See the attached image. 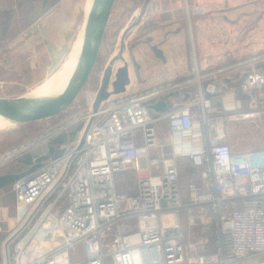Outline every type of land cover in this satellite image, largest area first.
I'll return each instance as SVG.
<instances>
[{
	"label": "built area",
	"instance_id": "built-area-1",
	"mask_svg": "<svg viewBox=\"0 0 264 264\" xmlns=\"http://www.w3.org/2000/svg\"><path fill=\"white\" fill-rule=\"evenodd\" d=\"M261 60L264 53L240 63L250 64L240 84L247 106L215 108L212 96L228 85L209 73L203 87L195 59L197 93L186 103L171 98L187 80L112 95L96 112L95 92L89 109L46 132L48 140L80 126L58 144L61 153L13 184L15 216L0 210V234H8L2 264H264V144L242 150L228 139L230 125L264 116ZM169 98L166 111L151 107ZM36 143L1 156L0 168ZM181 158L192 168L186 181ZM132 171L146 175L120 193L115 174ZM48 216L49 242L29 248Z\"/></svg>",
	"mask_w": 264,
	"mask_h": 264
},
{
	"label": "crops",
	"instance_id": "crops-1",
	"mask_svg": "<svg viewBox=\"0 0 264 264\" xmlns=\"http://www.w3.org/2000/svg\"><path fill=\"white\" fill-rule=\"evenodd\" d=\"M246 2L187 0L189 8L194 9L198 30L196 40L191 16V22H186V0H151L141 24L145 27L146 23L147 28L142 29H147L155 43L165 41L161 47L167 62L156 59L149 52L152 64L146 63V49L138 48L135 54L137 61L142 64L140 76L136 75L132 79L125 92L187 80L190 83L182 89L178 88L171 98L178 103H186L197 93V85L192 84L193 58L206 76L203 87L212 80L209 73H216L218 83L226 82L228 85L226 93L212 96L215 108L238 101L247 106L248 99L241 93L240 84L250 71V64L240 63L250 61L264 51L257 49L256 44L246 43L245 38L239 41L240 35L235 40L231 35L247 20V16H234L238 7L252 4ZM83 8L82 0H0V81L22 91V88L30 89L58 71L80 37L85 13V10L81 13ZM207 11L213 13V16H203ZM232 43L237 46H231ZM246 44H251L247 48H256L253 49L255 51L244 53ZM259 62H255L256 67L261 68ZM171 99L167 100L168 106L172 103ZM50 145L47 146V153H41L42 156L49 154ZM31 154L34 158L40 156ZM179 163L181 177L186 181L192 176V168L185 158H181ZM8 187H0V210L4 216L11 218L16 213V201L12 185ZM7 236L0 234V262L1 249Z\"/></svg>",
	"mask_w": 264,
	"mask_h": 264
},
{
	"label": "rangeland",
	"instance_id": "rangeland-1",
	"mask_svg": "<svg viewBox=\"0 0 264 264\" xmlns=\"http://www.w3.org/2000/svg\"><path fill=\"white\" fill-rule=\"evenodd\" d=\"M242 1H247L246 3L251 2L252 4L246 5L245 7L244 6L238 7V10H236L238 12H236L234 16H239V17L247 16L246 18L247 20H245L244 24H242L240 28L237 27L234 33L232 32L231 35L233 37V40L237 38V35H240V37L238 38L239 41L242 42V40L245 38L246 43L251 42V44L253 43V45L256 44L257 49L259 48L263 49L261 50L262 52L264 51V0H242ZM143 2L144 0H118L115 12L113 14V19L109 25L104 43L102 45L101 52L94 65L93 78L96 77L97 79L98 77L97 81L95 80L96 81L95 82L92 78V81L90 82V84L81 93V95L77 98V100L73 103V105L69 109H67L65 112L61 113L60 115L56 117L29 123V124H23V125L11 127V128H1L0 129V157L3 155H6L9 151H12L14 148L19 147L22 144H29V143H35V142L37 143L33 145L27 152L20 155V158L26 155L27 153H33L35 156L36 155L42 156L41 153L42 152L47 153V146L53 140V138L45 140L46 132L49 131L50 129L57 127L58 125L67 121L73 116L78 115L79 113L84 112L86 111V109L90 108L91 99L93 98L95 92H97V88L99 86V75H101V72L104 66L106 65V63L108 62V60L119 50L121 32L123 28L129 24V20L132 19L131 17L133 15V12L134 11L137 12V10L141 7ZM85 3H86V0H82V8L85 6ZM186 8H187V0H186ZM85 9L83 8L81 10L82 14ZM193 10H191L190 8L189 17L191 16V19L193 20L195 37L197 40L198 30L196 29L197 27L195 23V14ZM205 15L213 16V13L211 14L209 13V11H207L203 14V16ZM257 18H258V21L256 20ZM187 20L188 22L190 21L188 19L187 9H186V22ZM144 25L145 27L140 24V26H138L135 29L134 34H132V36L129 37L130 39L129 46H131L132 41L136 39V35H141L142 28H147V24L145 23ZM189 33L190 35L192 34L190 28H189ZM253 36L254 38L252 39ZM252 40H256V41H252ZM234 44L232 43L231 46L236 47L237 45L236 44L234 45ZM238 44L240 45V42ZM251 44H246V47L243 50L244 53L255 51L253 49H256V48H252L251 49L252 51L250 50V48H247V46ZM146 47H148V45L143 44L141 46L139 45L138 48L146 49ZM135 53H137V51ZM262 63H264V60H261L258 66L263 67ZM192 64H194L193 58H192ZM10 86L11 85H7L3 83L2 81H0V95L15 96L16 94H18V92L24 93L27 89H29V88H22V91H20V89L10 87ZM27 92L28 91H26L25 93ZM158 128H159V138H160L161 143L167 142L169 133H168V128L166 126V122L159 123ZM79 129H80V126L73 128L71 131V134L75 136L76 133H78ZM228 133H229L228 139L234 142L235 147H238L239 149L243 150V149H248L250 147L262 146L264 144V116L256 124L255 123L232 124L230 125V129ZM136 135H137V141L142 142L141 140L142 129H138L136 131ZM17 159L18 158H12L8 160V162L2 167L5 168V167H9L11 164L13 165V163H16V161H18ZM22 168H24V166H22ZM186 168H187L186 165H184V169ZM145 175L146 173H140L139 175H137L136 172L134 171L116 173L115 180H116V184H117L119 192L126 194L132 191L136 186L138 178L143 177ZM5 192L7 193V189ZM183 217H184V214H183ZM48 219H51L50 216H48V218L43 222V225L41 226L38 234H36L33 240H31L29 244V248L37 244L38 245L42 244L43 246L49 242L50 240L49 230L51 226V221ZM1 255H2V259H1L0 264H2L3 257H4L3 246L1 249ZM261 260L262 259L254 260L248 264H259Z\"/></svg>",
	"mask_w": 264,
	"mask_h": 264
},
{
	"label": "water",
	"instance_id": "water-1",
	"mask_svg": "<svg viewBox=\"0 0 264 264\" xmlns=\"http://www.w3.org/2000/svg\"><path fill=\"white\" fill-rule=\"evenodd\" d=\"M98 1L101 10V12L98 13V15H100L99 21L81 45L75 69L66 88L61 92L57 91L30 99H18L25 93L15 96L0 95V106L6 103L14 104V106L19 104L18 108L15 110H7L0 107V117L10 121L15 126H19L56 117L73 105V103L92 81L95 61L101 52L102 45L118 3V0ZM150 3L151 0H144L143 4L138 9V13L134 21L123 28L121 32L119 50L108 60L101 72V75H99V88L97 89V93L92 104L94 112L98 111L102 102L110 98L112 95L125 92L127 87L131 85L132 79H134L136 75L138 77L140 76L142 64L137 61L136 54L133 55L131 59L128 58L126 53L125 38L130 31L141 23L143 17L148 11ZM164 43L165 41L162 43H155L154 39L149 40L148 47L146 48V51H144V60L147 61L146 63L152 64L149 52L156 59H160L165 63L167 62V57L161 47ZM97 79L96 77L93 78L94 81H97ZM151 107L156 111H166L168 109V102L166 99H162L155 104H152ZM90 124L91 121L87 125V128L82 136L81 144L85 141Z\"/></svg>",
	"mask_w": 264,
	"mask_h": 264
},
{
	"label": "bare ground",
	"instance_id": "bare-ground-1",
	"mask_svg": "<svg viewBox=\"0 0 264 264\" xmlns=\"http://www.w3.org/2000/svg\"><path fill=\"white\" fill-rule=\"evenodd\" d=\"M85 8L86 9L84 13L83 28L81 30L80 37L78 38L73 50L71 51V53L69 54V57L63 63L61 68L56 73L51 75L49 78L44 80L42 83L36 85L30 91L20 96V98L18 99L35 98L38 96L47 95V94L57 92V91L61 92L66 88L70 80V77L75 69L76 61H77V57H78V53L81 48V45L83 41L86 39V37L88 36V34L90 33V31L95 27L100 17L98 13L101 12V10H100V5H99L98 0H86ZM18 106L19 104L14 106V104L6 103L0 107L7 109V110H15L18 108ZM11 127H15V125L12 124L10 121L0 117V129L1 128H11Z\"/></svg>",
	"mask_w": 264,
	"mask_h": 264
},
{
	"label": "trees",
	"instance_id": "trees-1",
	"mask_svg": "<svg viewBox=\"0 0 264 264\" xmlns=\"http://www.w3.org/2000/svg\"><path fill=\"white\" fill-rule=\"evenodd\" d=\"M262 64L264 66V63ZM73 137L74 135L71 134V132L63 133L53 138V140L50 142L51 145L48 151L49 154L34 158L31 153H27L21 158L18 157V161H16V163H13V165L11 164L9 167L0 168V187L7 186V188H9L8 186H13V184L18 179L31 173L34 170H37L38 168L43 166L51 157L58 156L61 153L57 148L58 144H60L62 141L72 139ZM22 166H24V168H22Z\"/></svg>",
	"mask_w": 264,
	"mask_h": 264
},
{
	"label": "flooded vegetation",
	"instance_id": "flooded-vegetation-1",
	"mask_svg": "<svg viewBox=\"0 0 264 264\" xmlns=\"http://www.w3.org/2000/svg\"><path fill=\"white\" fill-rule=\"evenodd\" d=\"M138 12V11H137ZM137 12L136 11H134L133 12V15H132V19L129 21V24L130 23H132L133 21H134V19L136 18V16H137ZM142 22H143V19H142V21H141V23L140 24H142ZM140 24L138 25V26H140ZM137 26V27H138ZM137 27H135L132 31H130L129 33H128V35L126 36V38H125V43H126V53H127V56H128V58L129 59H131V57L133 56V55H135V52L138 50V47H139V45L141 46V45H143V44H145V45H148V42H149V40L150 39H153V37H151V35H150V33L148 34V32H147V29H142V33H141V35H136V39H134L133 41H132V45L131 46H129V42H130V39H129V37H131L132 36V34H134V31H135V29L137 28ZM176 33L178 32V31H175ZM174 32V33H175ZM169 33H167L166 35H168ZM139 36V37H138ZM136 49V50H135Z\"/></svg>",
	"mask_w": 264,
	"mask_h": 264
}]
</instances>
